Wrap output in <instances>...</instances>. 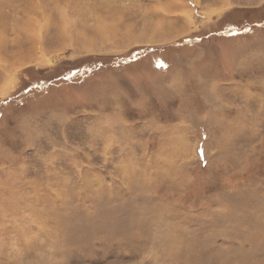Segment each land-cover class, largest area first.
I'll list each match as a JSON object with an SVG mask.
<instances>
[{"label":"rangeland","instance_id":"374dc122","mask_svg":"<svg viewBox=\"0 0 264 264\" xmlns=\"http://www.w3.org/2000/svg\"><path fill=\"white\" fill-rule=\"evenodd\" d=\"M0 264H264V0H0Z\"/></svg>","mask_w":264,"mask_h":264},{"label":"trees","instance_id":"16d2710c","mask_svg":"<svg viewBox=\"0 0 264 264\" xmlns=\"http://www.w3.org/2000/svg\"><path fill=\"white\" fill-rule=\"evenodd\" d=\"M77 70H78V69H73V71H71V74H70V73L66 74L65 79H67V78H69V77H72V76L76 75V74L79 72V70H78V71H77ZM90 71H92V69H91ZM90 71H88V72H90Z\"/></svg>","mask_w":264,"mask_h":264}]
</instances>
